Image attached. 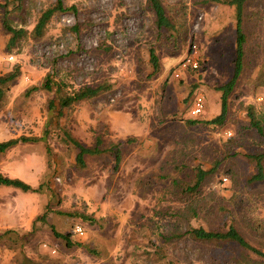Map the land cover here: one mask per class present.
I'll list each match as a JSON object with an SVG mask.
<instances>
[{
  "label": "rangeland",
  "instance_id": "374dc122",
  "mask_svg": "<svg viewBox=\"0 0 264 264\" xmlns=\"http://www.w3.org/2000/svg\"><path fill=\"white\" fill-rule=\"evenodd\" d=\"M163 1L187 23V40H168L147 0H62L65 10L52 16L42 36L34 28L57 0H0V74L20 69L0 103V142L29 139L0 153V175L36 187L43 184L39 193L0 185V201L19 209L38 204V215H47L34 225L30 215L25 227L0 230V264H239L243 251L238 247L218 248L175 235L197 225L196 219L229 224L231 215L217 216L215 206L235 208L240 200L233 198L240 187L236 183L243 182V198L264 218V182L255 190L244 188L254 166L243 157L222 164L203 187L202 204L205 212L213 206L212 212L194 219L175 180L192 184L195 173L189 167L176 171L174 164L210 168L225 152L228 138L248 122V107L264 112V84L259 83L264 77V0L245 5L244 69L229 97L228 119L215 130L203 124L187 127L185 120L194 116L192 102L198 95L205 103L200 120L221 112L217 87L231 79L235 67V7L222 0ZM6 9L12 10V24L24 30L11 49V35L3 25ZM151 48L159 60L156 72ZM189 55L199 67L176 77ZM49 77L62 84L61 94L103 82L112 88L61 107L59 93L43 88ZM71 137L88 146L100 137L105 151L85 156L81 166ZM128 137L144 142L122 146L115 172L110 149ZM248 138L242 143L252 145ZM182 139L187 141L185 155L179 151ZM226 168L238 173L235 180L224 174ZM30 194L37 199L25 197ZM244 222L243 230L251 237ZM77 225L86 231L84 236L74 233ZM54 229L70 233L71 243ZM241 262L254 264L245 258Z\"/></svg>",
  "mask_w": 264,
  "mask_h": 264
},
{
  "label": "trees",
  "instance_id": "16d2710c",
  "mask_svg": "<svg viewBox=\"0 0 264 264\" xmlns=\"http://www.w3.org/2000/svg\"><path fill=\"white\" fill-rule=\"evenodd\" d=\"M219 1V0H218ZM249 0H222L223 3L232 5L235 7L236 15V57L234 59V72L233 76L225 84L217 87L221 91V101L222 108L220 114L209 120H200L198 116H193L191 119L185 120V125L187 127L203 124V126L210 130H215L221 126H224L228 119L229 112V97L234 91L238 80L244 69L245 63V43H246V34L243 28V13L245 5ZM147 7L155 15V23L157 28L163 30L164 35L168 40L171 38H187L189 37V32L187 30V23L183 18L177 16L172 12V9L167 7V4L163 0H147ZM65 10L62 0H57L56 4L46 11L43 12L39 18L34 32L36 36H42L44 29L52 16L59 11ZM12 10H5L3 25L5 30L11 35L8 47L11 49L14 47L16 41L23 35L24 30L21 28H16L12 24ZM151 62L154 67L155 72L159 70V60L154 48H151ZM20 75L19 67H16L13 71L6 74H0V103L4 99L7 90L9 89L10 84ZM264 84V77L259 78V83ZM60 83L53 80L51 77L47 79L43 88L47 91L55 90L59 93V105L61 107H71L73 104L83 101L90 100L98 97L104 92L109 91L112 86L109 83L103 82L97 85H85L78 90L73 91L70 94H61L62 88ZM54 104L51 101V107ZM204 111V110H203ZM248 122L246 124L240 125L237 133L228 138L224 143L225 146H228L225 149V152L218 155L213 161L210 168H205L202 164L197 166H188L184 162L179 164H174L176 171L183 172L186 168L189 167L192 174L195 173V181L193 179L192 184H185L183 182H178L175 180V185L178 188H181L183 194L186 196L184 200L186 201V208L192 214L194 219L204 216L205 213H210L213 210V206L207 207V212H205L204 207L206 205L202 204V192H205L203 189L206 179L214 174L219 167L228 162L230 159H236L237 157H243L246 163H250L254 166V171L245 177L244 188L255 190L257 185L264 182V112L258 113L253 106L248 107ZM194 128H191L190 131ZM249 136L248 140L252 141V145L244 144L242 141ZM184 138V136H183ZM188 139V138H187ZM27 141L28 138H13L7 141L0 142V153L6 152L9 148L17 145L20 141ZM72 143L79 149L77 154L78 164L81 166L85 165V156L87 155H97L105 151L101 148L103 141L100 137H97L96 143L93 146H88L79 140L71 137ZM180 144L179 151L182 155L188 154L187 141L184 139L178 140ZM144 140H140L135 137H128L126 139L120 140L119 142L112 145L115 150L112 149L115 156V167L114 171L117 172L120 163L122 162V146L130 145L133 143H142ZM242 143V144H241ZM230 147V148H229ZM246 149L245 152H241V149ZM224 174L231 180H235L238 173L234 172L231 168H226ZM172 175L177 176L176 173ZM240 186L233 196V198H240L235 208L227 209L224 206L217 204L215 206V213L217 216H228L231 215L229 224H223L222 221H219L217 224H204L200 219H196L197 225H188L184 233L176 234V237L187 236L194 239L195 241L216 244L218 248H224L227 245H232L240 248L243 251L241 255V261L249 259V262L256 264H264V218H261L257 214V206L251 204L241 194L243 188L242 184L236 183ZM0 185L15 187L23 192H40L42 190V183L38 187H33L30 183L26 182L20 178H12L0 175ZM242 206H240V205ZM222 211H227V214H222ZM42 219L43 221L47 219L46 213L38 215L33 220V225L36 221ZM202 220V219H201ZM248 224V230L252 233L249 234L243 230V224ZM11 229L5 230L4 233L10 231ZM86 233V231L84 230ZM56 236L61 237L67 240V243H71L70 233L64 234L59 233L54 229ZM77 235V234H76ZM85 235V234H84ZM83 235V236H84ZM80 236V235H78ZM81 237V236H80ZM168 237L167 239H170ZM249 253H254L257 256V259L250 257ZM240 258H237L239 264H242ZM171 264H174L170 261ZM216 264H223L222 262L215 261Z\"/></svg>",
  "mask_w": 264,
  "mask_h": 264
},
{
  "label": "crops",
  "instance_id": "0c3cea01",
  "mask_svg": "<svg viewBox=\"0 0 264 264\" xmlns=\"http://www.w3.org/2000/svg\"><path fill=\"white\" fill-rule=\"evenodd\" d=\"M27 180V179H26ZM4 186V185H2ZM33 187H36L35 184L32 185ZM8 187V186H6ZM27 193H33V192H27ZM39 193V192H38ZM27 197V199H37V194H30ZM26 199V200H27ZM40 213V207L38 204L31 205L30 209H23L18 208L17 205L14 207L12 204H9V202L6 201H0V230L1 229H15L20 226L26 225V218L31 215L30 221L33 222L34 218Z\"/></svg>",
  "mask_w": 264,
  "mask_h": 264
},
{
  "label": "built area",
  "instance_id": "2783aa9c",
  "mask_svg": "<svg viewBox=\"0 0 264 264\" xmlns=\"http://www.w3.org/2000/svg\"><path fill=\"white\" fill-rule=\"evenodd\" d=\"M189 67H192V68H198L199 67V63H198L197 59L195 57H192V55H189L188 57H186L183 60L181 66L179 68V71H177L175 73L176 77H179L180 72L183 70H186ZM204 105H205V103H204V99H203L202 95L196 96L192 102L191 113L194 116H198L199 114H201L203 112ZM74 233L77 235L83 236L85 234L84 228L81 225H77L74 229ZM54 252H55V250H54Z\"/></svg>",
  "mask_w": 264,
  "mask_h": 264
}]
</instances>
